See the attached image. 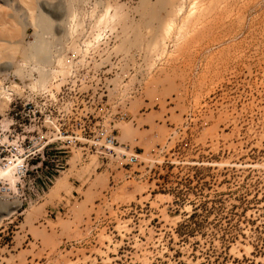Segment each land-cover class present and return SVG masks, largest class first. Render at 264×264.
Instances as JSON below:
<instances>
[{
	"label": "rangeland",
	"instance_id": "374dc122",
	"mask_svg": "<svg viewBox=\"0 0 264 264\" xmlns=\"http://www.w3.org/2000/svg\"><path fill=\"white\" fill-rule=\"evenodd\" d=\"M5 1L1 39L15 28L21 41L1 49L0 81L19 86L13 95L49 81L58 90L73 69L71 106L81 118L97 104L100 76H113L112 56L142 50V66L122 68L147 72L128 100L115 93L122 80L109 82L110 105L128 114L116 139L140 155L135 165L55 144L17 191L5 193L0 175V264H264V0H26L31 11ZM178 7L185 26L163 39ZM105 28L111 44L84 54L79 41ZM137 81L125 80V90Z\"/></svg>",
	"mask_w": 264,
	"mask_h": 264
},
{
	"label": "built area",
	"instance_id": "2783aa9c",
	"mask_svg": "<svg viewBox=\"0 0 264 264\" xmlns=\"http://www.w3.org/2000/svg\"><path fill=\"white\" fill-rule=\"evenodd\" d=\"M100 34L98 43L93 47L86 45L92 39L79 41L80 50L84 54L92 55L91 53L99 47L94 53L100 54L106 46L111 44L112 38L110 37L113 35L108 28L101 30ZM101 56L105 57V53ZM144 58L145 54L142 50L129 56H112L110 60L114 59V63L110 69L114 71L111 73L113 76L111 79L100 76L98 87L95 88V92H92L97 96V104L91 113L85 111L90 107L82 108L81 111L84 110L85 114L81 118L77 116L75 108L71 106L74 102L71 100L75 90L71 80L74 79L76 73L73 69H70L68 78L58 90L51 88L48 85L49 81L44 87L33 90L31 95L23 98L13 95L5 114L7 121L1 124V127L5 129L3 133L6 135L0 138V172L12 170L20 179L19 188V185L29 176V172L43 164L48 151L57 149L53 148L55 144H63L65 147H76L80 144L82 149L94 150L97 155L119 157L124 160L125 166L135 165L140 155L128 154L119 147L116 139L114 125L125 121L128 114L122 110L114 109L110 105L116 100L114 98L112 101L110 98L113 89L116 88L109 82L116 79L122 80L121 85L117 86L115 91L118 101L128 100L141 94L140 77L145 74L146 70L132 68L123 71L122 67L128 60L138 62L142 66ZM51 60L53 63L54 58ZM72 63L69 61L68 64L72 65ZM103 67L105 69L107 66ZM131 77H135L138 81L125 90L126 84L123 82ZM52 79L54 80V77ZM117 147L122 152H117ZM39 159L41 160L39 161ZM47 182L52 183L53 180L47 177Z\"/></svg>",
	"mask_w": 264,
	"mask_h": 264
},
{
	"label": "bare ground",
	"instance_id": "6f19581e",
	"mask_svg": "<svg viewBox=\"0 0 264 264\" xmlns=\"http://www.w3.org/2000/svg\"><path fill=\"white\" fill-rule=\"evenodd\" d=\"M16 1H19V4L21 5V9H24V7L26 8V7H28V8H26V10H29V8L31 7V5L33 6V4L35 3L34 1V3L32 2V4L30 3V7H29V2L27 3V1L25 2L24 0H13V2H16ZM29 1V0H28ZM4 2H5V4H7L8 2L7 1H5L4 0ZM9 2H10V0H9ZM16 3H18V2H16ZM26 4H28V6H26ZM8 5V4H7ZM23 7V8H22ZM35 7H36V5H35ZM20 8H18V9H20ZM32 8V7H31ZM30 8V9H31ZM191 8H192V6H191ZM17 9V8H16ZM193 9V8H192ZM32 10V9H31ZM31 10H29V11H31ZM191 10V9H190ZM194 10V9H193ZM193 10H191V11H193ZM183 11V7H178L175 11H174V14H175V18H173V19H171V20H169L165 25H166V28L163 30V33H162V37H163V39H167V38H169L170 37V35H171V32H172V30L175 28V29H178V30H181L182 28H184V26H185V23H181V24H178L179 23V20L177 19V17L178 16H180V15H182V12ZM190 11V12H191ZM107 12V11H106ZM27 13H29L30 14V12H27ZM193 12H191V14H192ZM107 14H108V12H107ZM107 14H105V16L107 17L106 18V20L104 19V21H108L107 19H109L110 20V17H113V16H110V15H107ZM190 14V13H189ZM31 15H32V13H31ZM31 15H29V16H31ZM108 16H109V18H108ZM103 18H104V15L102 16ZM188 17V16H187ZM30 18V17H29ZM46 19V20H43V19ZM42 18L41 17H39V20H40V22H41V19H42V21L44 22V23H40L39 25L40 26H42V24L44 25V24H47V25H45V26H43V27H45L46 28V26H47V28H51L50 26V24H51V21L49 22L48 21V18L47 17H45L44 18V16H42ZM99 19H100V17H99ZM34 21V22H32V21ZM72 20V19H71ZM102 20V19H101ZM114 19L112 18V20H110V21H108V22H112ZM177 20H178V23H177ZM30 21L32 22V23H34L35 24V19L32 17V19L30 18ZM29 21V22H30ZM99 21V20H98ZM28 22V23H29ZM30 22V23H31ZM72 22V21H71ZM102 22H103V20H102ZM105 22V23H106ZM108 22H107V24H108ZM182 22V21H181ZM184 22V21H183ZM187 22V21H186ZM70 24V23H69ZM111 24V23H110ZM2 25L3 26H5L6 25V23H2ZM8 25V24H7ZM22 25H24V24H22ZM30 25V24H29ZM36 25V24H35ZM35 25H32V26H34L35 27ZM38 24H37V26L35 27V28H37L38 29V26H39ZM71 26H72V24H70ZM69 25V26H70ZM40 26H39V28H40ZM45 28L43 29L44 31H48L49 29H46L45 30ZM72 28H75L74 27V25H73V27ZM71 27L69 28V29H71V30H73ZM11 29H13V31H8V32H2V34L1 35H4V36H8L9 38H10V40L8 41V40H3V39H1V36H0V60H2L3 58V53L1 52L2 50V45L4 44V43H6V44H8V46L10 47H13V45L15 46L17 43L19 44L20 42H15V40H13V39H15V37H14V32H16L17 30L15 29V28H11ZM19 29H20V27H19ZM67 31H69L68 29H67ZM39 35V34H38ZM40 35H41V33H40ZM70 35V34H69ZM100 35V37H101V34L100 33H98V34H96V36H94L93 37V39L91 40V41H89V42H87L86 43V45L88 46V47H93V46H95L97 43H98V41H99V39H100V37H99V39H97L98 38V36ZM38 37V36H37ZM42 37V36H41ZM40 37V38H41ZM38 39V38H37ZM18 40V39H17ZM16 40V41H17ZM42 40V39H41ZM19 41V40H18ZM39 41V40H38ZM40 42V41H39ZM37 43V42H36ZM17 46V45H16ZM15 46V47H16ZM14 47V48H15ZM12 49V48H11ZM9 51H10V49H8ZM37 51V50H36ZM33 52V51H32ZM2 58V59H1ZM47 64H49V63H47ZM9 66H12V65H9ZM9 66H5L3 69H1V70H5L6 69V72H8V71H10V69H11V67H9ZM18 67V66H17ZM20 67V66H19ZM63 69H64V67H62ZM52 69V68H51ZM16 71H19V70H16ZM47 71H49V72H51V70L50 69H47ZM53 71V70H52ZM55 71V70H54ZM64 72V71H63ZM18 73V72H17ZM58 73H60V72H58ZM42 75V77H43V74H41L40 73V76ZM44 78V77H43ZM40 79V78H39ZM42 79V78H41ZM42 80H46L45 78L44 79H42ZM19 90H20V88H19V86L18 85H13V86H11V87H8V88H6V87H4L3 86V83L0 81V106L2 107V109H8V107H9V103H10V101H11V97H12V95L13 94H15V93H19ZM21 92H23V91H21ZM20 94V93H19ZM0 110H1V108H0ZM2 113V112H1ZM132 130V128H131V126L129 125V126H127L126 128L124 127V128H122V129H120V133H121V135H120V138H121V140H124V138H128V137H130L131 136V133H130V131ZM118 149V147L116 148V151H118L117 150ZM1 178L5 181V184L8 186V188H6V191H5V193H7L8 194V192H10V191H17V189H16V185H17V183L19 182V178L15 175V173L12 171V170H2L1 171ZM0 178V179H1ZM19 205V204H18ZM15 207V206H14ZM16 208V207H15ZM15 208H11V209H9V210H7L6 212H7V214H10V213H12L13 212V210L15 209ZM6 214V215H7Z\"/></svg>",
	"mask_w": 264,
	"mask_h": 264
},
{
	"label": "trees",
	"instance_id": "16d2710c",
	"mask_svg": "<svg viewBox=\"0 0 264 264\" xmlns=\"http://www.w3.org/2000/svg\"><path fill=\"white\" fill-rule=\"evenodd\" d=\"M197 210H198V208H195L194 212L189 216V218H188L189 224L187 223L186 226H190L191 223H193V224L195 223L194 220L199 216L197 213Z\"/></svg>",
	"mask_w": 264,
	"mask_h": 264
}]
</instances>
